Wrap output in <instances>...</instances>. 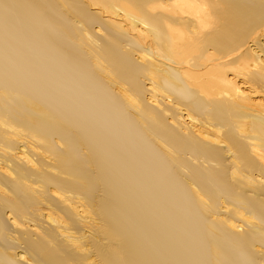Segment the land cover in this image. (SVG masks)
Returning a JSON list of instances; mask_svg holds the SVG:
<instances>
[{
	"label": "bare ground",
	"instance_id": "6f19581e",
	"mask_svg": "<svg viewBox=\"0 0 264 264\" xmlns=\"http://www.w3.org/2000/svg\"><path fill=\"white\" fill-rule=\"evenodd\" d=\"M0 264H264V0H0Z\"/></svg>",
	"mask_w": 264,
	"mask_h": 264
}]
</instances>
